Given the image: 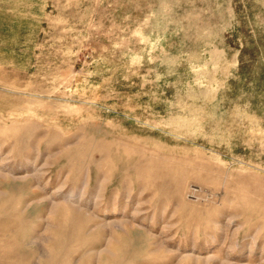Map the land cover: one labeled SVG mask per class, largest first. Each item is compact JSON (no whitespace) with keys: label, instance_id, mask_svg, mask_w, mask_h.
Masks as SVG:
<instances>
[{"label":"rangeland","instance_id":"obj_1","mask_svg":"<svg viewBox=\"0 0 264 264\" xmlns=\"http://www.w3.org/2000/svg\"><path fill=\"white\" fill-rule=\"evenodd\" d=\"M0 264H264V0H0Z\"/></svg>","mask_w":264,"mask_h":264}]
</instances>
